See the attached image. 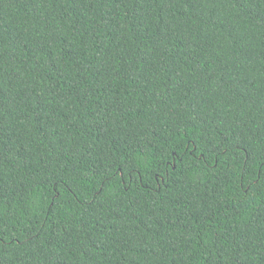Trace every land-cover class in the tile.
Here are the masks:
<instances>
[{
    "label": "trees",
    "instance_id": "obj_1",
    "mask_svg": "<svg viewBox=\"0 0 264 264\" xmlns=\"http://www.w3.org/2000/svg\"><path fill=\"white\" fill-rule=\"evenodd\" d=\"M0 264H264V0H0Z\"/></svg>",
    "mask_w": 264,
    "mask_h": 264
}]
</instances>
